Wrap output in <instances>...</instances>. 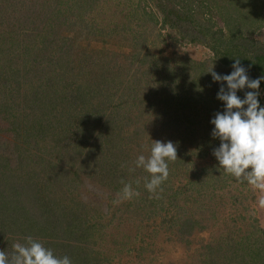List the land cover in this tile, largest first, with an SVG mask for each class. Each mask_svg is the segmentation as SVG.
Masks as SVG:
<instances>
[{
    "label": "rangeland",
    "instance_id": "1",
    "mask_svg": "<svg viewBox=\"0 0 264 264\" xmlns=\"http://www.w3.org/2000/svg\"><path fill=\"white\" fill-rule=\"evenodd\" d=\"M52 1L65 8L52 14H62L55 33L43 28L52 15L38 13L48 0H0L2 27L15 22L26 34L19 45L50 34L29 60L33 79L49 78L45 88L14 86L26 79L24 53L16 73L0 77V102L14 105L1 110L0 250L31 236L72 264H258L261 193L213 155L210 121L224 104L208 73L213 64L232 72L208 45L222 16L248 0ZM254 1L263 16L264 0ZM250 30L231 46L239 57L264 51V26ZM259 93L264 100V80ZM156 140L173 142L178 157L159 198L134 163ZM121 180L140 195L121 200Z\"/></svg>",
    "mask_w": 264,
    "mask_h": 264
},
{
    "label": "clouds",
    "instance_id": "2",
    "mask_svg": "<svg viewBox=\"0 0 264 264\" xmlns=\"http://www.w3.org/2000/svg\"><path fill=\"white\" fill-rule=\"evenodd\" d=\"M213 68L214 64L208 73L215 82L221 83L217 99L224 104L223 112L215 113L210 121L214 125L211 135L220 141L213 155L225 173L261 193L258 203L264 207V107L258 100L264 76L250 79L240 59H235L232 65L234 70L228 75H220ZM225 82L226 88L223 86ZM245 88L252 91L245 92L242 99L237 92ZM177 159V148L173 142L156 140L152 141L150 155L146 157L141 154L135 160V167L143 168L149 174L144 178V187L155 198H159L157 189L162 192L161 185L169 177V162ZM139 182L137 180V184ZM121 183L124 185L119 194L121 200H130L140 195L131 183L123 180ZM0 264H72V261L68 256H56L53 250L28 236L26 243L13 244L11 253L0 250Z\"/></svg>",
    "mask_w": 264,
    "mask_h": 264
},
{
    "label": "trees",
    "instance_id": "3",
    "mask_svg": "<svg viewBox=\"0 0 264 264\" xmlns=\"http://www.w3.org/2000/svg\"><path fill=\"white\" fill-rule=\"evenodd\" d=\"M48 1H49L48 4L47 2L44 4L43 3L41 4V10H39L38 13H41L43 15H52L57 12L64 11L65 9L64 6H62L61 8L54 7L58 9L57 11L54 10L53 8H51L53 7L54 2L53 1L50 2V0ZM232 1L234 3H239L240 1H246V0H237V1L232 0ZM254 4H256L254 0H248V4L246 7L243 8L242 5H236L232 11L228 12L229 14L228 17H225L223 15L222 20L225 26H222L219 29H216L212 32L213 33L212 36H215L217 38L215 39V37H213L215 41H213L212 43H209L210 45H208V47L213 50L214 56L217 57L218 60L223 61L225 64H227L229 68H231L229 69L231 71L234 70L232 68V65L235 63V59H240L241 65L248 70L247 74L250 79H256V76L249 75V74L258 72L253 69H257V70L264 69V66H263L264 51L253 52L252 54L247 53L244 57L243 56L239 57L237 56L238 54H236L237 52L231 51L232 49L231 46L234 45L235 47H237V45H235V42L238 41L237 39L246 41L249 38H251L250 32H252V30L250 29H252V27H253V30H255V28L257 27H261L262 25L264 26V15L262 16V13L260 10H256V7L254 6ZM191 10L192 9L189 8L187 11H185L186 15H184L183 18H187V14H189ZM14 11L19 12L20 8L18 6H15ZM174 12L178 15L177 9ZM6 14L3 17V19L10 17L9 14L8 15ZM60 15L62 14H57L56 16L55 15L48 16V19L45 21L47 24L43 28L46 31H49V30L51 31L53 29L55 33V27H56L55 25L59 22H62L60 21ZM5 23H6L5 28L2 27L3 22L1 21L0 23V55L3 57L2 58L0 56V71H1L0 77H2L3 75L5 76L6 75L5 73H8V72H12V75L16 73L15 69L17 68V66H19L20 57L23 58V53H24L25 59L23 58L24 59L23 63H24V68H25L24 75L26 76V79L24 77L22 78L21 75L18 74L17 76L14 77L17 79L14 86L17 85L18 88H21L22 84L24 83L25 86L30 87L34 91H38L41 88H45V85L48 84L49 78L44 79V80H40V78L33 79L32 77L33 74L31 73H33L32 65L35 62L30 65L29 60L30 58L34 61L36 60L34 56L38 54L41 48L39 45H35L34 43H38L39 41L43 40V37H45L47 33L42 34L41 32H39L34 37L29 38L27 40L28 43H25L24 45H19V43L22 41V38H24L26 34L25 33H16V34L14 33V30L16 29L15 22L8 21ZM28 28H31V27L28 26ZM47 35H50V34H47ZM16 40H19V42L18 41L16 42ZM225 44H227L226 49L223 48V45ZM14 45H18L17 50H19L20 52L12 48V46ZM11 49L16 50V51H11ZM15 62H16V65H14ZM6 64L9 67L8 70H6L7 67L3 68L4 66H6ZM258 74L259 73H257V75ZM8 77H10V74H8ZM16 79H12L11 81H14ZM42 81H44V83ZM34 85L39 86V89H33L32 86ZM80 89L85 90L86 88L81 87ZM45 90L48 91L50 89H45ZM247 91H252V90L245 88L244 92H247ZM1 96H3V94ZM5 97H6V94H5ZM258 100H259L260 105L264 107V104H263L264 100L262 99V97L261 98L258 97ZM13 106L14 105L10 106L3 102H0V122H2V120L4 119V115L2 119L1 110L3 111V114L8 115V112L14 111ZM15 123H17V121H15ZM22 123L25 124V122H22ZM251 257L259 261L258 264H264V243L262 247H258L256 249V253H253Z\"/></svg>",
    "mask_w": 264,
    "mask_h": 264
}]
</instances>
